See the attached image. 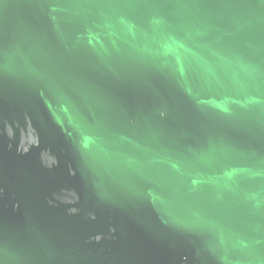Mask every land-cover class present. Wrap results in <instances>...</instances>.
<instances>
[{
    "label": "water",
    "instance_id": "water-1",
    "mask_svg": "<svg viewBox=\"0 0 264 264\" xmlns=\"http://www.w3.org/2000/svg\"><path fill=\"white\" fill-rule=\"evenodd\" d=\"M0 264H264V0H0Z\"/></svg>",
    "mask_w": 264,
    "mask_h": 264
}]
</instances>
